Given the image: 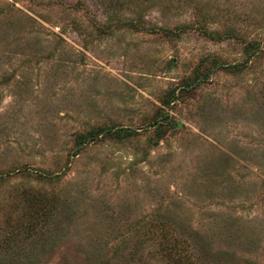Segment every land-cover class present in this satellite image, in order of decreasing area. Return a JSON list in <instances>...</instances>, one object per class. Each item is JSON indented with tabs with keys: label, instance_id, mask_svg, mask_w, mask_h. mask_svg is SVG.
Listing matches in <instances>:
<instances>
[{
	"label": "rangeland",
	"instance_id": "1",
	"mask_svg": "<svg viewBox=\"0 0 264 264\" xmlns=\"http://www.w3.org/2000/svg\"><path fill=\"white\" fill-rule=\"evenodd\" d=\"M159 221L264 264V0H0V264H172Z\"/></svg>",
	"mask_w": 264,
	"mask_h": 264
},
{
	"label": "trees",
	"instance_id": "2",
	"mask_svg": "<svg viewBox=\"0 0 264 264\" xmlns=\"http://www.w3.org/2000/svg\"><path fill=\"white\" fill-rule=\"evenodd\" d=\"M197 84L198 83H194V86H196ZM166 116H167L166 114L161 115L159 118L156 119L155 123L157 125H161L164 121L163 118H165V122H166V120H168V117ZM130 135H132L131 132H128L125 129H117L116 127L113 126L92 128L88 132L82 133L76 137V145L78 147H83L90 142L98 141L101 140L102 138L121 139L124 137H128ZM44 175H50V174L46 173ZM35 200H37L38 202L40 201L39 198H33L30 202L34 203L35 205V203H37V201L35 202ZM38 204L41 205V208L43 207V205L47 206L46 201L43 203L40 202ZM50 212L44 213L43 219H41L42 223L44 222L46 223L50 220V216H51ZM172 225H173L172 223L164 222V221L156 222V224L154 225V229L162 230V233L164 235L160 243V251H162L164 254L167 255L168 259L171 261L172 264H193L192 261L193 256L191 249H193V247L197 245L201 246L200 243L201 238L193 234L192 236L190 235L188 237H178V236L176 237L171 234H168ZM34 227H36L35 224Z\"/></svg>",
	"mask_w": 264,
	"mask_h": 264
}]
</instances>
